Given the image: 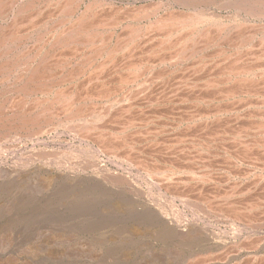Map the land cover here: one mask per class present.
Instances as JSON below:
<instances>
[{"label":"bare ground","instance_id":"bare-ground-1","mask_svg":"<svg viewBox=\"0 0 264 264\" xmlns=\"http://www.w3.org/2000/svg\"><path fill=\"white\" fill-rule=\"evenodd\" d=\"M170 79H174L172 83L168 82ZM174 82L176 85L172 88ZM165 89L170 90L165 93L166 98ZM170 102L175 105L171 108L178 107V112L171 111V114L167 110L169 115L162 117L171 120L169 125L173 131H181L182 126L187 129L198 126L201 133L206 131L204 140L200 135V138H192L191 133L186 138L185 134L179 139L175 137L173 144L169 139L173 151L175 146L188 142L190 149L196 151L191 160H202L199 166L193 167L199 164L197 162L188 166L183 158L186 163L182 164L186 165L180 166L181 163L173 160L174 156L175 164L161 155L164 146L160 150L150 149L151 152L143 151L138 145L144 141L152 144L148 145L151 148L160 145L158 136L166 128L154 124L157 127L151 131L149 127L154 123L156 116L153 115ZM244 109H254L251 118L255 122L249 117L251 122L244 123L243 130L232 129L227 119L233 113L234 118H240ZM262 109L264 0H0V151L12 149L11 162L6 166L0 164V179L20 175L21 170L36 165L70 173L97 170L110 183L129 188L128 191L135 194L138 190L134 180L107 169L96 155L122 157L118 158L122 163L131 164L126 170L139 172L140 178L147 180L153 191L157 190V194L153 193L156 198L182 199L192 203L189 207L199 216L239 222L242 216L259 211L264 201H240L237 206L235 198L240 195L237 190L240 187L229 186L222 192L223 183L219 188L214 186L219 192L216 203L206 200V196L204 200L195 199L191 193L203 192L205 185L218 182L213 171L208 170L209 165L203 164L205 158L217 154L218 145L224 155L229 152L223 142L224 145L236 143V147H243L246 153L254 147L260 150L264 147ZM219 122L223 127L212 131V125ZM58 130L90 144V151L39 143L41 136ZM23 139L34 143L21 149L14 146ZM170 150L167 156L173 153ZM251 157L249 172L242 171L246 173L244 179L257 171L264 178V163L259 164ZM229 159L234 160L236 166L244 163L242 159L235 160L231 153ZM33 173L37 172H31L32 176ZM46 177L47 187L64 178L59 174ZM261 179L259 177L258 181ZM181 188H187L188 193L180 191ZM199 216L195 217L199 220ZM196 232L192 226L183 230L182 236L179 233L185 240L178 248L180 252L191 247L189 241L198 234ZM201 245L216 249L217 243L206 240ZM253 255L249 258H254Z\"/></svg>","mask_w":264,"mask_h":264},{"label":"rangeland","instance_id":"rangeland-1","mask_svg":"<svg viewBox=\"0 0 264 264\" xmlns=\"http://www.w3.org/2000/svg\"><path fill=\"white\" fill-rule=\"evenodd\" d=\"M172 80L174 79H170L168 82L172 83ZM174 85H176L175 82L171 87L174 88ZM167 91L169 92L170 90L165 89V91L163 92L165 98L167 97L165 94ZM164 96L162 95V98ZM248 102L249 100L246 101V103ZM171 103L172 102L168 103L166 107L163 106L166 109L163 107H158L160 109L159 112L158 110H156L158 108L154 107L156 108L155 110L158 112L161 118L157 119L158 114L153 115L150 113V115L156 116L154 117V123L152 124L153 126L151 125L149 127V129L151 128V131H153L152 128H154V124H156L158 127L160 126L166 128V130L164 128L165 132L160 134V137L158 136V144H160L161 146L155 145L151 148L150 146H152V144L146 141L139 142L140 144L138 145L140 146V148L143 147L142 150H153L155 149V147H157V150H160L161 147L164 146V150L162 149L161 155L166 158L168 157L167 159H169L170 161L175 160L176 162H178L177 164L181 163L179 164L180 166H185L186 164L188 166L189 164L190 166H193L194 163L199 164L193 167L199 166L200 164H202V160L199 161L197 159V161L194 162L191 160L192 157L196 156V151L190 149V146H188V142L187 144L185 142H182L183 144L181 143V145L179 144L175 146L176 148H174V151L173 149L170 150V145H172L176 140L175 137L178 138L182 135H186V138L187 135L192 134V138H200V136H202L201 139H203L206 131H203V133H201L202 130L199 129L198 126H193L188 129L186 126H182L180 127L181 131H178L179 129L173 131V129L169 125L171 123V120H168L166 116L162 117V115H169V113L173 114L178 112V107L171 108L175 106L174 103H172L173 105ZM167 106H169L170 108H167ZM167 110L169 113L166 112ZM263 110L264 109L261 110V114L263 113L262 115L264 116ZM136 113L137 111L134 112V114ZM246 113L248 114L246 115ZM252 113H254V109H244L243 112H240V116L242 115L241 117L243 118L240 117L241 119L238 118L239 120L234 118V113L231 116L226 115L227 117L230 116V119H227V122L232 123V129L238 128L240 130H243L245 128L244 123L248 124L251 121L255 122V120L251 118ZM136 117L138 118V113ZM225 118L226 117H224L223 119ZM165 120L167 121V124L169 126L166 124ZM237 120L239 123H236ZM219 123H215L214 125H212V131L215 132L223 127L222 122ZM168 130L171 131L169 132V134ZM171 133H174V136ZM65 135L68 134H65L64 130H58L57 132H53L52 134H44V136L40 137L41 140L39 139V143H41V145L43 146L47 144V146H53L54 148L64 149L70 147L75 150L82 148L88 152L90 151V149H88V147H91L90 144L88 145V143L86 142H81V140L75 138V136L73 137V135ZM161 137L162 139L165 138L164 141L160 139ZM258 137L259 136L256 137V140ZM262 138V140H264V136H262ZM169 139L170 142L173 140L171 142L172 144L169 142ZM23 141H21L20 143L15 141L18 145L14 144V146H18V149L19 147L21 149L22 147L25 148L26 146H30L34 143V141L32 140L23 139ZM184 144L186 145L183 146ZM224 144L225 143L223 142V146L225 148H228V155H224V153L222 154V148H220L221 145H218V150L220 152L216 150V157L213 156V154L211 155V157H209V159L208 157H203L206 159V162L203 161V164H206V166L209 165L208 170L213 171L212 174L213 176L215 175L217 177L215 178L216 180H218V182H214V184L216 185H205L206 188L204 189L206 191L204 189H202L203 192L197 190L198 193H196L197 191H194L193 193H191L193 197L199 200H204L205 198L206 200L210 199V201L212 200L211 202H213L214 200L213 203H216L218 201V188L221 187L223 183L224 185H222L221 187L222 192H224L225 190L227 191L226 187L229 188V186H235L236 189L240 187L237 189L240 195L236 196L235 198L237 206H239L238 204H241L245 201L248 202L249 200L252 202H258V199L260 200V202L264 201V178L260 176L261 173L259 171L255 173L252 172L253 174L250 175L248 179H244V175H246V173H248L250 169L248 167V164L252 160L249 162L248 159H250L251 156H253V158L251 157V159H253L254 161L255 159H257V163H264V147H261V150L259 149L260 147H254L252 148L253 150L249 149L247 151L248 153H246L243 147H241V149L240 147H236V143H230L229 145ZM146 147L148 148L146 149ZM166 147H169L168 150L173 152L170 153L169 156H167L168 150L166 151ZM184 149L186 150V152L184 151ZM6 150L7 149H2L0 151V164L2 165H7V162H11L10 155L12 154V149H9V151ZM187 150L190 152H188ZM165 151L166 153H164ZM238 152H240V155L238 154ZM184 153H186V155ZM230 153L235 160H243L242 162H244L245 164L242 163L236 166V164L233 163L235 161H231V159H229ZM235 153L237 154V156L235 155ZM187 154L195 155L189 157ZM96 156L98 158V161L102 162L104 166L106 165L107 169L116 171L119 174L127 175L129 176V178L134 180L135 187L138 191L134 194L133 192L128 191L129 188L110 183L97 170H87L85 172L80 171L79 173H70L67 170L62 172L58 168L48 167V165L46 167H42L41 164V167H39V165H36L39 167V169H35L36 166L31 169L27 167L28 169L21 170L20 175H14L9 178H7V176H4L2 177V179H0V264H227L232 260L233 261L231 262V264H247L248 261V264H264V204L262 205L263 208L261 207L262 210L260 208L259 211H253L251 215L249 214L252 219L249 217V215L246 214V216H242L243 218L241 217V221H228V224V222L222 218V220L219 218H214V216L205 218L204 216H199V213H194V211L196 210L192 209L191 206L189 207V205L192 204L190 202L186 203V201L182 199L179 200L178 198L176 199L171 196H167V198L165 199L156 198L153 193H156L157 190L154 189L153 191L149 182L140 178L139 172H136L135 170L129 172V169L126 170L125 168H130L131 164L128 162L124 163V161L122 163V160L118 159L122 157H118L117 159L120 161H117L116 158L113 159L112 157H110V155L100 154ZM172 157H174V159ZM176 158L178 161L176 160ZM182 158L185 159L187 163ZM211 158H213L214 160H212ZM227 159H229L230 161H228ZM175 161L173 162L176 164ZM183 162H185L186 164H182ZM209 162H211V164ZM219 167H221L222 169ZM215 170H218L220 172H216ZM223 170L226 171V173ZM34 171H36L37 173H33L32 176L31 172ZM242 171H245L246 173H243ZM221 172L224 173L222 174ZM240 173L242 175H238ZM57 174L62 175V177H64L63 180L59 183V180H56V182H53L50 187H47L44 183L45 178H47L46 176L52 175L53 177ZM70 175H74V177H71ZM259 177L262 178L260 180L261 182L258 181ZM246 180L248 183L246 182ZM255 180L259 185L257 183H255L254 185ZM234 182L236 185H233ZM227 183L228 186H226ZM244 183L245 185H243ZM214 186L218 188H215ZM180 191L188 193L187 188H181ZM211 191L214 193H212ZM252 191L255 192L253 193ZM207 194H209L210 196H208ZM212 195H215L214 199H212ZM240 201L242 202L240 203ZM128 202L132 205H129ZM255 212L256 214H258L256 215ZM195 216H199L200 219L198 220ZM245 217L247 220L245 219ZM248 221L252 222L253 224L248 223ZM254 225L256 227L255 229H253ZM192 226L197 230L196 233L198 234L194 237V239H191L190 241L188 240L189 242H191V247H186L185 249H183V252H180L178 248L180 245H182L181 241L185 240L180 238L179 236H182L181 234L183 230ZM252 234L255 236L253 237ZM249 235H251L252 237ZM244 237H247L250 240ZM245 239L247 240L246 242H244ZM251 239L252 241H255H253L252 243ZM206 240H208L210 243H217V246L215 245L216 249H214V246H210L207 249L203 247L201 243ZM259 240L260 244H258ZM183 243L187 244L185 242ZM238 244H240L241 246ZM249 244L251 245V247ZM206 253L207 255H205ZM199 255L200 258L198 257ZM251 255H253L254 258H249ZM205 257L206 259L208 257L209 261H207L208 259L205 260ZM195 260L198 262H196Z\"/></svg>","mask_w":264,"mask_h":264}]
</instances>
